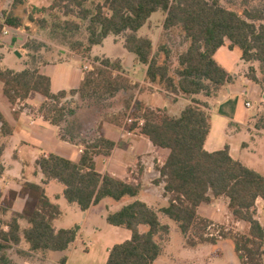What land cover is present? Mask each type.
<instances>
[{"label":"trees","instance_id":"16d2710c","mask_svg":"<svg viewBox=\"0 0 264 264\" xmlns=\"http://www.w3.org/2000/svg\"><path fill=\"white\" fill-rule=\"evenodd\" d=\"M56 8H60L67 18L62 20L53 12ZM158 10L166 14L163 26L167 31L164 32L178 28L184 35L186 46L172 65L169 64L170 50L165 44L154 50L150 39L136 35ZM36 14L54 17L53 27H62L65 33H79L81 37L70 42L68 52L85 57H90L92 47L102 43L108 35H122L125 48L146 65L150 83L169 93L191 97V100L178 116L169 115L165 109L135 106L132 90L137 85L124 74L117 59L94 57L77 89L56 93L50 89L49 77L38 70L46 63L29 62L22 71L0 66L3 93L10 103L25 100L31 92L41 94L44 101L37 109L38 114L59 127L62 139L84 147L79 162L52 153L37 159L45 177L43 185L24 183L22 193L28 200L22 213L13 215L9 221L0 218V264L13 262L7 251L20 243L21 237L32 252H61L76 239L77 225L61 229L53 227L52 221L60 214V209L45 194L44 185L48 181L62 183L63 196L82 211L106 197L120 200L124 196L138 195L139 185L95 170L94 155L110 154L114 146L112 141L99 136L88 142L79 136L85 133L83 128L78 131L79 141L75 139L77 134L71 125L64 128L69 116H76L82 123L78 110L86 109L71 108L68 96H78L81 100L94 97L96 103L112 98L122 90L127 93L123 108L113 114L101 112V119L120 125L128 112L135 118H143L137 133L149 138L155 146L169 149L164 165L159 168L169 200L167 206L154 209L136 199L118 211L108 213L107 223L130 230L131 237L111 247L105 264H153L163 250L159 238L163 236L164 239L169 233V226L161 221L162 217L178 223L187 246L215 245L219 240L230 239L241 264H263L264 224L257 218L255 201L258 198L264 201V174L233 159L227 145L212 152L204 149L210 130L209 106L195 96H216L218 89L231 80V75L213 58L215 51L223 45L231 50L238 48L245 61H257L264 76V8L239 13L222 5L220 0H52L48 6L41 7L24 0H13L10 9L0 13V35L4 25L26 30V20L47 26L48 20L45 17L36 20ZM162 54L163 60L160 59ZM250 76L258 80L253 68ZM85 115L81 118H87ZM135 128L136 123L128 126V129ZM11 133L12 129L0 114V173L4 151L1 137ZM15 195L10 193V204ZM220 196L228 198V208L235 219L249 224L246 234L232 232L224 225L198 215L197 208L201 203H210ZM20 219L29 224L23 231ZM4 226L8 230H4ZM140 226L146 230H140ZM209 227L213 228L212 232ZM55 264H66V257Z\"/></svg>","mask_w":264,"mask_h":264},{"label":"crops","instance_id":"0c3cea01","mask_svg":"<svg viewBox=\"0 0 264 264\" xmlns=\"http://www.w3.org/2000/svg\"><path fill=\"white\" fill-rule=\"evenodd\" d=\"M24 1L38 7L48 6L52 2V0ZM12 3L13 0H0V13L4 10L8 11ZM165 15L162 10L152 13L147 22L136 32L137 36L150 39L154 50L166 42L164 31L167 30L163 26ZM23 40L22 30L18 28L7 35H0V66L3 69L22 71L29 66L28 57L24 51H21ZM94 57L120 61L124 74L132 84L137 85V88L132 90L133 104L152 109H165L169 115L178 116L190 103L191 97L169 93L161 86L150 83L146 77V65L140 63L137 57L125 48L122 35H108L102 43L92 47L90 57L69 52L66 58L42 64L38 70L42 75L49 77L52 92L69 91L80 86L86 72L84 66L91 68ZM213 58L231 75V80L218 89L216 96L208 97L202 94L195 96L209 106L210 130L204 149L212 152L227 145L233 159L264 174V129L255 128L249 122L255 112L264 106L262 104L264 78L259 63L243 60L238 48L231 50L226 45L219 47ZM252 68L258 80L251 78ZM125 96L127 93L122 90L108 99L118 100ZM235 98L239 100L234 106ZM43 101L44 97L41 94L31 92L25 100H17L12 104L4 95L3 82L0 80V114L12 129L11 134L1 137L4 151L0 173V218L5 221H9L15 214H21L24 209L28 200V196L22 193L24 183L43 185L45 177L36 163L40 156L52 153L79 162L84 150L83 145L62 139L59 127L38 114L37 109ZM247 101L250 103L249 107L245 105ZM122 108L123 105L116 104L112 108L105 109L103 114H113ZM86 109H91L88 111L92 114L95 112L94 108ZM86 109H79L78 113L85 114ZM251 109L253 111H250ZM100 113L93 114L82 137L89 142L103 136L112 141L114 146L108 155H94L95 170L124 182L139 185L138 195L124 196L120 200L106 197L86 211H82L76 203L68 202L63 196L62 183L57 180L48 181L44 185L45 194L49 201L58 205L60 209V214L52 221L53 227L61 229L77 225L79 229L76 239L68 249L61 252L50 250L32 252L21 237L20 243L13 245L7 251L14 263L36 264L24 259L28 257H23L34 255L37 264H55L63 256L66 257V264H105L111 247L131 237L130 230L107 223L108 213L116 212L136 199L154 209L168 205L169 196L164 190V183L160 180L159 168L164 165L169 149L155 146L144 135H127L125 132L127 126L123 127V122L120 125L108 123L101 119ZM10 193L16 194L11 204ZM255 207L257 218L261 224H264V201L261 198L256 199ZM197 213L200 217L216 224L228 226L233 232L246 234L249 231L247 222L234 218L228 208V198L225 196L214 198L210 203H201ZM161 221L169 226L168 243L164 245L162 253L153 264H168L169 261L173 264L171 259L168 260V256L176 257L177 253L178 264L184 263V253L195 255L197 258L194 261L197 264H241L230 239L219 240L215 245L200 243L188 247L178 223L167 217H162ZM19 225L21 231L29 226L24 219L19 220ZM4 230H8V227L4 226ZM140 230L146 228L140 226ZM177 231L181 234L180 236L178 233L179 251L168 252V245L177 241Z\"/></svg>","mask_w":264,"mask_h":264},{"label":"rangeland","instance_id":"374dc122","mask_svg":"<svg viewBox=\"0 0 264 264\" xmlns=\"http://www.w3.org/2000/svg\"><path fill=\"white\" fill-rule=\"evenodd\" d=\"M220 2L225 7L235 10L239 13H242L244 10L253 11L254 9H257V8L258 9L264 8V0H220ZM53 12L60 15L62 20L67 18L62 14V10L60 8H56L55 11ZM42 17H45L48 20L47 26L41 27L36 22H28L26 20L24 22V25L27 26L28 28L26 30L21 29L22 36H24V40L22 41V45H21L22 46L21 51L25 52V55L28 57V62H33V64L57 62V61H60L66 58V56L69 54L68 46L70 42L81 37L79 33H75L73 35L72 33H69V32L65 33L62 27L60 28L53 27L52 24L55 22L54 21L55 18L50 15H47V14H36L35 15L36 20H39ZM164 40H166L165 46H167L170 50L169 64L170 65L175 64V61L177 60V57L180 51L183 50L186 46V43L184 42V35L180 29L178 28L172 29L169 32H164ZM232 54L235 55V53H232ZM160 59L161 60L164 59L163 54H162V57H160ZM94 99H95L94 97H87L83 100H81L78 96H74V97L68 96L67 97V100L70 102L71 108L74 106H77V108L79 107L88 108L90 105L94 103L91 106L92 108L95 109V112H93L94 115H96L98 112L99 113L104 112L105 109L112 108L116 104L125 105V100H126L124 99V97H120L118 100L117 99L100 100V101H96L95 103ZM237 100L239 99L238 98L234 99V102H233L234 106L235 104L238 103ZM134 105L138 106L136 103ZM254 107L256 106L254 105ZM255 109L256 108H254V111ZM250 111H253V109H251ZM81 114L82 113H78V116L80 117V120H82V123H80L78 119H76L77 118L76 116H69L68 122L64 123V128L68 127V125L69 126L71 125V127L74 129V133L76 132L77 134L75 136L76 140H79L80 137L83 138L82 135H79L78 131L81 128H83V130L86 131L87 129L86 126L90 124L89 121H91L93 117V114L89 113L87 109L85 111V114H87L85 115V117H87L88 120L87 118H84V117L81 118V116L83 115ZM99 115L101 116L102 113H100ZM127 116H132V115L130 114V112H128ZM132 117L135 118L134 116ZM249 122L255 128L264 129V106L255 112V115L252 117V119ZM178 233L180 234V232L177 231V234H176L177 241L172 244L169 243L170 246L168 245V248H167L168 252L176 251L175 253H177L179 251L178 241H180V238L178 236L179 235ZM159 239L162 240L161 243L163 244V247L166 243H168L167 237H164L163 239V236H162ZM184 254H185V259H183L184 261L183 264H197L196 261H194L196 260L195 258H197L195 257V255H191L188 253H184ZM33 256L32 257L23 256V257H28L24 259L37 264V260ZM175 256L176 257H174V255L168 256L169 257L168 260L171 259V261H173V264H178V253ZM7 264H16V263L9 262ZM168 264H171V262L169 261Z\"/></svg>","mask_w":264,"mask_h":264},{"label":"built area","instance_id":"2783aa9c","mask_svg":"<svg viewBox=\"0 0 264 264\" xmlns=\"http://www.w3.org/2000/svg\"><path fill=\"white\" fill-rule=\"evenodd\" d=\"M13 31H16V28L4 25L2 30H1V35H7V34H9L10 32H13ZM84 70L88 71V70H90V67L85 65L84 66ZM245 105L247 107H249L250 103L247 101L245 103ZM143 122H144V120H143V118L141 116H139L137 118H133L132 116H126V118L123 120V127L127 126L126 129H125L126 134L129 135V136L137 135L138 134L137 133V129H139L143 125ZM132 123H136L137 124V128L128 129V126L131 125ZM225 227H226L227 230H230V228L228 226H225ZM212 229L213 228L209 227V230H211V232H212ZM213 234L217 235L218 231H213ZM210 235H212V233H210Z\"/></svg>","mask_w":264,"mask_h":264},{"label":"water","instance_id":"95a60500","mask_svg":"<svg viewBox=\"0 0 264 264\" xmlns=\"http://www.w3.org/2000/svg\"><path fill=\"white\" fill-rule=\"evenodd\" d=\"M18 55V54H17Z\"/></svg>","mask_w":264,"mask_h":264}]
</instances>
